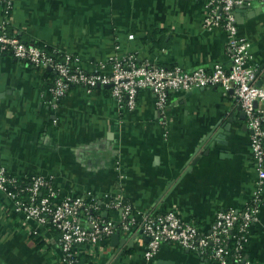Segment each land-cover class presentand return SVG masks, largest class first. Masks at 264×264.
Returning <instances> with one entry per match:
<instances>
[{
    "label": "crops",
    "instance_id": "0c3cea01",
    "mask_svg": "<svg viewBox=\"0 0 264 264\" xmlns=\"http://www.w3.org/2000/svg\"><path fill=\"white\" fill-rule=\"evenodd\" d=\"M239 7L234 15L250 43L249 65L264 84V3ZM207 12L206 0H15L8 30L71 54L78 58L72 65L88 72L131 53L139 63L230 69L228 35L203 26ZM3 19L0 3V26ZM54 79L48 67L0 53V167L9 173L51 177L60 196L108 200L121 190L136 211H175L201 232L211 230L220 210L250 201L252 131L232 92L220 86L172 91L161 113L148 89L130 109L110 85L74 86L54 106ZM104 216L117 219L118 213ZM30 226L41 245L0 193V264H67L59 233ZM147 242L141 230L120 231L100 243L92 264H220L171 243L148 260ZM245 264H264V203Z\"/></svg>",
    "mask_w": 264,
    "mask_h": 264
},
{
    "label": "built area",
    "instance_id": "2783aa9c",
    "mask_svg": "<svg viewBox=\"0 0 264 264\" xmlns=\"http://www.w3.org/2000/svg\"><path fill=\"white\" fill-rule=\"evenodd\" d=\"M206 2L208 12L203 26L210 30L221 28L227 33L230 69L220 63L215 64L213 70L204 67L186 70L178 65H158L150 61L139 63L138 57L131 53L111 58L109 64L88 72L72 65L78 58L71 54L62 53L63 58L58 59L43 47L29 44L11 33L8 28L15 0H0L2 12L6 14L0 26V53H10L34 66L50 67L55 72L54 106L74 86L93 89L110 85L111 94L130 109L136 107L141 90H151L156 96L157 108L166 113L172 91L220 86L224 94L232 92L238 98L252 131L256 180L251 199L242 209L220 210L209 232H201L195 224L183 221L175 211H136L121 190L111 194L108 200L85 194L60 196L51 177L40 174L19 177L0 167V193L9 202L12 212L31 234L38 232L30 222L55 228L60 235L63 261L67 264H75L80 247L84 246L92 255L100 243L109 240L117 230L125 233L141 230L148 237L145 251L148 260L157 255L162 244L171 243L206 255L220 264H229L227 244L234 240L236 264L245 262L243 250L251 239L252 227L258 222L264 203V84L258 83L256 69L249 65L250 43L239 34L234 9L255 2L264 3V0ZM102 209L103 215H100ZM109 210L118 213V218L104 216Z\"/></svg>",
    "mask_w": 264,
    "mask_h": 264
},
{
    "label": "trees",
    "instance_id": "16d2710c",
    "mask_svg": "<svg viewBox=\"0 0 264 264\" xmlns=\"http://www.w3.org/2000/svg\"><path fill=\"white\" fill-rule=\"evenodd\" d=\"M3 15L5 16L6 14L3 13ZM35 45L43 47L49 54H52L53 56H55L58 59L63 58L62 53L56 52L54 50V48H52L49 45H46L43 43H35ZM102 212H103V209L100 212V215H103ZM108 212L110 215L111 211L109 210ZM48 227H50L52 229V231L58 232L55 228L51 227L50 225H48ZM31 237H33L36 240V242L39 243L40 245L43 243V241H41L40 237L36 238L35 234H31ZM247 245H248V243L246 244V247H247ZM235 247H236V242L234 240H230L227 244V249L229 250V258H228L229 264H236L237 263V261L234 258V255L236 252ZM244 258H245V250H243V259ZM92 263L93 262H92L91 253L89 251H87L84 246L80 247L78 255L76 256L75 264H92ZM239 264H245V262L241 261Z\"/></svg>",
    "mask_w": 264,
    "mask_h": 264
},
{
    "label": "water",
    "instance_id": "95a60500",
    "mask_svg": "<svg viewBox=\"0 0 264 264\" xmlns=\"http://www.w3.org/2000/svg\"><path fill=\"white\" fill-rule=\"evenodd\" d=\"M241 7H243V6H241ZM236 8H240L239 6L238 7H236ZM235 8V9H236ZM49 69H51L50 67H48ZM200 88H204V87H195V88H193L194 90H197V89H200ZM229 121L230 122H232L233 121V118L231 119H229ZM229 128L230 127H227V128H225L226 130H229ZM221 136L220 135H218V134H214V137H213V141H218V139L220 138ZM195 163V162H194ZM114 236H116V237H119L120 236V231L119 230H117L115 233H114Z\"/></svg>",
    "mask_w": 264,
    "mask_h": 264
}]
</instances>
